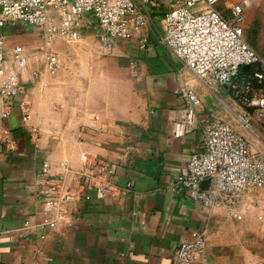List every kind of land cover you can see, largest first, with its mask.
Here are the masks:
<instances>
[{"label": "crops", "instance_id": "crops-1", "mask_svg": "<svg viewBox=\"0 0 264 264\" xmlns=\"http://www.w3.org/2000/svg\"><path fill=\"white\" fill-rule=\"evenodd\" d=\"M172 1L156 0L144 48L117 40L106 52L97 34L85 32L81 45L54 52L55 72L40 67L35 78L30 60L18 66L26 91L7 118L0 96V140L7 130L16 140L0 152V264H174L177 247L198 233L207 248L195 264H264V188L245 194L234 214L173 190L191 155L203 150L204 127L220 119L206 103L219 95L208 93V81L161 45L151 27L153 19L162 24ZM157 8L161 17H153ZM75 52L82 56L69 58ZM188 90L201 105L192 131L177 138ZM24 102L31 104L28 121L20 113ZM87 154L116 166L113 182L121 192L61 203L48 213L55 218L50 227L33 184L40 167L48 162L51 174L74 188Z\"/></svg>", "mask_w": 264, "mask_h": 264}, {"label": "built area", "instance_id": "built-area-1", "mask_svg": "<svg viewBox=\"0 0 264 264\" xmlns=\"http://www.w3.org/2000/svg\"><path fill=\"white\" fill-rule=\"evenodd\" d=\"M222 0H173L162 17L163 32L159 42L177 57L197 79L227 87L239 97L240 104L264 119V57L250 46L243 27L245 10L243 1L231 7L228 18L216 5ZM156 0H0V96L3 98L2 116L11 115L14 100L24 94L26 87L20 81L18 66L6 62L7 44L3 29L21 24L39 27L47 41L57 39L79 42L85 29L94 23L100 29V43L106 52H112L117 40L138 41L144 48V31ZM23 47L13 49V61L22 63L26 58ZM10 63V62H9ZM60 60L56 53L48 52L46 66L55 71ZM248 66L246 75L241 71ZM234 85H237L234 87ZM188 109L183 121L175 124L177 138L192 131L196 108L201 99L193 90L183 92ZM31 104H20L25 121L31 117ZM31 140H38L31 130ZM2 144L14 147L16 140L5 131ZM79 184L64 187L62 175H52L48 162H43L34 180L37 195L49 210L44 222L55 226V218L48 213L61 203L79 200L109 199L117 197L121 189L113 182L116 166L98 157L84 155ZM210 181L208 188L203 183ZM264 188V158L254 153L250 142L232 124L215 121L204 127L203 150L191 155L187 173L179 175L173 190L184 189L189 199L210 209L225 206L231 214L239 208L247 193ZM240 218V217H239ZM26 222L25 227H29ZM264 239V238H263ZM207 240L204 233L181 243L174 255V264H195L204 255Z\"/></svg>", "mask_w": 264, "mask_h": 264}, {"label": "rangeland", "instance_id": "rangeland-1", "mask_svg": "<svg viewBox=\"0 0 264 264\" xmlns=\"http://www.w3.org/2000/svg\"><path fill=\"white\" fill-rule=\"evenodd\" d=\"M243 1L249 3L245 10V21L243 24L246 39L248 43L264 57V0H222L216 5V8L224 13L226 17L231 18V7ZM169 9L170 7L164 8L163 12ZM154 15H158L159 17L162 16L158 13V8L156 14H153V17ZM150 23L157 34L163 32L160 18L153 19ZM2 31L6 36L7 64L13 67L20 65V63L13 61V49L16 47H23L26 58L23 59L22 62L30 60L34 64L33 75L35 78H38L40 75V67H44L50 73L55 72L48 70L46 66V55L48 52L54 53L60 50L61 47L66 49L73 45H81L83 42H69L59 39L52 42L47 41L42 34L41 28L28 27L21 24L8 25ZM85 32L95 33L97 37L101 34L100 29L95 23L93 26L85 29L84 33ZM79 55L81 54L77 55L75 52L69 55V58L73 57L76 60V58L80 57ZM207 85L208 89L206 88V90L208 93L212 94L211 92H214L220 97L213 96L210 103L206 102L208 108H211L213 116H216V120L220 119L218 121L232 124L234 128L250 142L252 151L254 153H259L261 157L264 158V119L253 116V113H249V110L240 104L238 98L243 97V95H236L229 88L213 82H208ZM236 86L237 85H234V87Z\"/></svg>", "mask_w": 264, "mask_h": 264}, {"label": "water", "instance_id": "water-1", "mask_svg": "<svg viewBox=\"0 0 264 264\" xmlns=\"http://www.w3.org/2000/svg\"><path fill=\"white\" fill-rule=\"evenodd\" d=\"M249 69V67L248 66H245L244 68H243V70L244 71H247ZM204 183H207L208 184V187H209V185H210V181H206V182H204ZM204 183H203V185H204ZM208 187H203L204 189H206V188H208Z\"/></svg>", "mask_w": 264, "mask_h": 264}, {"label": "trees", "instance_id": "trees-1", "mask_svg": "<svg viewBox=\"0 0 264 264\" xmlns=\"http://www.w3.org/2000/svg\"><path fill=\"white\" fill-rule=\"evenodd\" d=\"M251 46V45H250ZM252 47V46H251ZM253 48V47H252ZM246 75L245 71H241L240 77L243 78Z\"/></svg>", "mask_w": 264, "mask_h": 264}, {"label": "bare ground", "instance_id": "bare-ground-1", "mask_svg": "<svg viewBox=\"0 0 264 264\" xmlns=\"http://www.w3.org/2000/svg\"><path fill=\"white\" fill-rule=\"evenodd\" d=\"M242 119V118H241ZM243 120V119H242ZM244 121V120H243Z\"/></svg>", "mask_w": 264, "mask_h": 264}]
</instances>
